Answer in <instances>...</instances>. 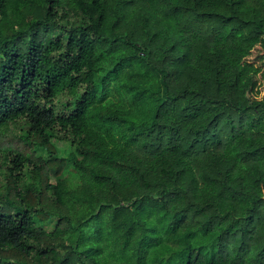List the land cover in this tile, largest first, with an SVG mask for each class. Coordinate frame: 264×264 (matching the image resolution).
I'll return each instance as SVG.
<instances>
[{
	"label": "clouds",
	"instance_id": "obj_1",
	"mask_svg": "<svg viewBox=\"0 0 264 264\" xmlns=\"http://www.w3.org/2000/svg\"><path fill=\"white\" fill-rule=\"evenodd\" d=\"M48 7L39 13L41 27L90 22L71 15L62 19L61 6L51 5L52 14ZM118 19L115 32L105 30L104 35L137 38L129 45L135 52L117 51L113 63L97 65L103 71L94 79L110 72L114 76L122 57L131 67L116 79L109 76L104 94L91 101L87 80L75 96L58 92L49 104L36 101L52 109L50 119L69 121L62 146L71 145L75 160L69 162L66 152L61 156L75 179V195L57 213L33 215L30 222L16 211L29 204L43 207L25 197L32 181L25 176L10 190L0 179V215L8 214L0 219V264H55L52 248L60 240L48 224L53 216L61 229L66 220L91 225L100 219V232L106 235L95 242L97 264H141L142 256L145 264H163L170 257L177 264L181 252L193 249L203 253L202 264H264V98H250L255 69L245 70L236 59L248 35L257 28L264 31V0H140L109 14L107 24ZM21 32L29 38L26 25H11L2 39L15 40ZM58 32L50 35L55 38ZM6 61L0 51V63ZM17 87L12 84L4 93L9 100ZM8 135L23 132L10 128ZM221 192L230 197L219 211L225 218L205 234L201 224L217 212ZM81 194L85 201L73 203ZM121 205H131L132 212L141 207L134 219L142 227L129 237L117 228L118 214L105 215L106 209ZM177 214L187 218L188 226L142 252L144 230L155 228L163 235ZM90 246L80 245L77 252Z\"/></svg>",
	"mask_w": 264,
	"mask_h": 264
},
{
	"label": "trees",
	"instance_id": "obj_2",
	"mask_svg": "<svg viewBox=\"0 0 264 264\" xmlns=\"http://www.w3.org/2000/svg\"><path fill=\"white\" fill-rule=\"evenodd\" d=\"M140 0H0V51L3 52L6 62L0 63V179L4 180L11 190L27 176L32 181L25 189V197L36 204L43 205L36 208L29 204L21 209L17 208L16 215L23 218L28 216L30 222L33 215L44 216L57 213L61 207L68 204V199L75 195L72 187L75 179L68 171V163H62L61 153H67L69 162L75 160L68 148L62 146V142L68 136L69 121L66 119H50L51 108L37 104V100H43L46 104L58 92L75 96V92L84 80L89 83V101L99 93L103 95L108 88L110 72L107 76L94 79L103 68H97L98 64L107 60L113 63L115 53L121 49L129 50V45H135L137 38L129 36H105V30L114 33L119 19L108 25L109 14L117 15L139 3ZM164 3L170 0H162ZM109 3L115 8L105 7ZM11 5V8H9ZM49 6L47 11L52 14L51 5H59L63 9L62 19L69 16L83 17L86 21L71 24L57 25L55 22L42 25L39 13L43 7ZM99 11V16L96 12ZM17 29L27 26L28 39L22 38L24 33H16L17 39L3 40L4 29L10 26ZM59 29L53 38L50 34ZM120 41V43H118ZM259 41V43H257ZM247 47L239 49L240 55L236 57L245 70H252L250 81V98H264V31L254 29L243 41ZM6 49V50H5ZM134 54L135 49L129 50ZM126 57L120 58V63L113 69L116 79L131 67L126 63ZM87 66V72L81 69ZM12 84H18L11 100L5 95ZM260 90L259 96L255 93ZM52 107H55L54 105ZM25 125V127H21ZM10 128H19L22 136L11 137L8 135ZM45 149L48 157L37 156V149ZM30 152V155L25 153ZM25 167L29 169L27 174ZM63 169L61 175L57 171ZM54 178V180H53ZM2 186V185H0ZM19 195V189L17 188ZM230 197L225 192L218 195L219 207L208 221L201 224V228L207 234L213 226L223 222L225 217L219 216L224 204ZM85 201V195L76 197L73 203ZM23 202V201H22ZM151 206V202L145 204V208ZM47 209V211H45ZM131 205H121L118 209H106L105 215L118 214L121 217L117 228L123 230L125 237L131 236L140 225L138 217L141 214L140 205L132 212ZM8 214L0 215V219L6 220ZM63 218V217H61ZM53 219L57 220L55 216ZM50 221V220H49ZM48 221V222H49ZM100 219L91 225L85 221L83 224L66 220L61 229L57 223L51 234L60 240V245L54 246L58 259L55 264H97L94 257L100 249L95 247V242L102 238L100 232ZM188 226L187 218L183 214L173 217L169 227L161 235L157 229H145L139 240L141 251L152 249L165 243V236H173L181 227ZM86 229V230H85ZM92 229H95L93 231ZM78 234V235H77ZM80 245H92L86 252L79 253ZM47 251V250H45ZM195 249L185 250L179 254L177 264H202V252ZM60 253H63L61 256ZM44 254L43 252L41 253ZM141 264H145L143 256ZM153 264H161L153 261ZM163 264H172L171 257Z\"/></svg>",
	"mask_w": 264,
	"mask_h": 264
},
{
	"label": "rangeland",
	"instance_id": "obj_3",
	"mask_svg": "<svg viewBox=\"0 0 264 264\" xmlns=\"http://www.w3.org/2000/svg\"><path fill=\"white\" fill-rule=\"evenodd\" d=\"M41 151H46L47 152V150L40 148V149H37L36 154L39 153V152H41ZM37 156H40V157H43V158H47L48 157V155L46 157L45 156H42V155H37ZM53 180H54V178H53ZM48 224H49V227L53 230L55 228L56 224H57V220L52 219V220H50L48 222Z\"/></svg>",
	"mask_w": 264,
	"mask_h": 264
}]
</instances>
